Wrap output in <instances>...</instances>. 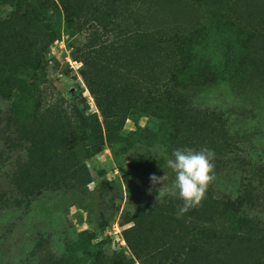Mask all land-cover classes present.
<instances>
[{"label": "rangeland", "instance_id": "obj_1", "mask_svg": "<svg viewBox=\"0 0 264 264\" xmlns=\"http://www.w3.org/2000/svg\"><path fill=\"white\" fill-rule=\"evenodd\" d=\"M218 1L0 0V73L9 82L0 109L13 104L24 131L0 162V189L12 196L0 203V264H38L40 256L56 264H264V252H218L216 241L207 252L192 251L204 247L189 227L194 208L177 218L183 201H158L163 185L150 181L166 175L171 188L175 174L165 160L187 147L191 134L175 139L135 103L157 78L148 62L153 53L167 81L188 75L173 41L140 45L138 32L175 39L233 23L244 43L239 62H228L235 77L208 66L184 89L198 106L224 114L199 134L204 147L215 152L226 144L262 157L264 166V0H225L216 10ZM27 151L36 158L24 171L34 192L26 207L20 176H13ZM224 185L226 178L219 194ZM259 209L264 220V203ZM223 224L217 217L214 227ZM39 236L45 243L34 250Z\"/></svg>", "mask_w": 264, "mask_h": 264}, {"label": "trees", "instance_id": "obj_2", "mask_svg": "<svg viewBox=\"0 0 264 264\" xmlns=\"http://www.w3.org/2000/svg\"><path fill=\"white\" fill-rule=\"evenodd\" d=\"M224 1L219 0V3H212L211 7H216L218 10ZM232 24L228 21H218L211 26L210 30L200 28L191 31L186 36H177L175 39H166L160 36L158 39L159 33L141 31L134 36V41L140 42V45L152 44L153 46L173 41V54L186 63L184 69L188 70L187 79L201 77L202 70L211 66L214 73L221 70L220 72H223L227 80H231L235 77L237 68L232 65L228 66L229 60L239 62L244 55L243 38L240 31ZM153 55V58H150L148 62L152 70H159L156 74L157 78L152 84L150 81L153 78L147 82L148 86L140 91V96L137 97L135 103L143 112L156 117L161 122V127H168L169 133L172 132L175 139L181 133L182 135L190 133L192 141L186 145L187 147L193 146V143H196L193 149L198 150V147H204L205 142L201 140L199 134L203 129L210 128L213 122L223 120L218 117L224 116L219 111L221 108L198 106L194 101L193 90L184 89L188 80L167 81L160 69V54L153 53ZM5 58L6 55L0 53V67L2 59ZM1 78L2 74L0 73V97L4 101L8 99L9 93L4 90V87L9 82ZM202 82L203 80L198 81L196 85ZM179 86H183V88ZM235 88L237 87L233 89ZM15 109L13 104H9L4 110L0 109V162H2V157L7 152L9 145H18L24 137V131L17 121ZM245 136H242L241 139L246 138ZM244 153V151L228 147L226 144L215 151L216 180L209 186L207 198L200 206L194 208V212L190 213L195 218V221L189 223V227L192 229L191 233L202 242L204 240V247H198L192 250L193 252L199 249V252H207L209 242L213 241L219 242L218 252H264V220L259 217L261 216L259 208L264 203V166H259L258 163L262 157ZM35 156L32 152L27 151V161L21 162L16 170L17 174H13V177L20 176L17 189L22 193L21 198L27 199L26 207L29 202L28 197L34 196V192H30L27 184L26 186L24 184V171ZM251 157H255L256 160L252 162ZM3 175L8 180V175ZM225 178L226 185L222 186L225 188V194H219V184ZM9 183H12L10 179ZM9 195V190L0 189V203L10 204L12 196ZM22 201L23 199L17 200L18 203ZM217 217L218 220L223 219L227 226L224 227L223 224L222 228L215 229ZM196 221L200 222L199 226H193ZM44 243V239L39 236L34 250H38ZM40 250H44V248ZM42 257H39L38 264L57 263V259H50L46 263L48 259L43 260Z\"/></svg>", "mask_w": 264, "mask_h": 264}, {"label": "clouds", "instance_id": "obj_3", "mask_svg": "<svg viewBox=\"0 0 264 264\" xmlns=\"http://www.w3.org/2000/svg\"><path fill=\"white\" fill-rule=\"evenodd\" d=\"M165 164L175 174L171 188L165 184L166 175L158 177L152 174L150 181L153 186L163 185L158 188V201L166 195L178 196L183 201L177 210V218H180L207 198V190L216 180L215 152L208 147L198 150L177 148L173 150L172 158L165 160Z\"/></svg>", "mask_w": 264, "mask_h": 264}]
</instances>
